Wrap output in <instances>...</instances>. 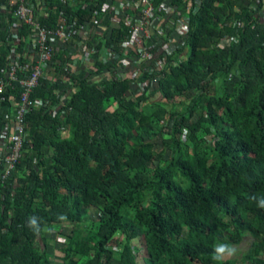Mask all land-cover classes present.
<instances>
[{
	"label": "trees",
	"instance_id": "16d2710c",
	"mask_svg": "<svg viewBox=\"0 0 264 264\" xmlns=\"http://www.w3.org/2000/svg\"><path fill=\"white\" fill-rule=\"evenodd\" d=\"M45 1L53 27L63 11L90 24L109 0ZM246 2L201 0L184 44L152 61L162 69L102 58L121 50L125 20L87 43L98 54L89 73L74 69L73 44L57 52L0 183V264H217L219 243L238 250L223 264H264V0ZM20 91L0 95V131Z\"/></svg>",
	"mask_w": 264,
	"mask_h": 264
},
{
	"label": "built area",
	"instance_id": "2783aa9c",
	"mask_svg": "<svg viewBox=\"0 0 264 264\" xmlns=\"http://www.w3.org/2000/svg\"><path fill=\"white\" fill-rule=\"evenodd\" d=\"M38 1L42 3L41 7L31 0H0V20L8 18L7 15L14 10L13 17L19 27V32L9 43L7 75L0 74V95L16 82L21 85L12 114H8V108L4 107L8 120L0 131V183L3 184L16 168L28 141L27 114L34 107L43 105L42 99L32 96L34 90L47 75L60 49L69 48L68 45L73 44L69 48L71 62L77 67L83 61L91 64V69L95 70L97 48L87 43L95 36L104 38L106 33H112V29L125 20L130 26V35L123 40L121 50L107 48L102 51V58L141 69L151 65L157 54L172 55L184 44L190 29L191 12L197 13L201 3V0H113L104 4L101 11L104 17H96L95 25L89 26L87 22L73 23L72 18L62 14L59 23L52 27L43 23L41 14L43 9L49 7V2ZM246 1L252 3V6L260 2ZM259 13L264 18V11ZM244 25L245 19L236 21V30L241 31ZM26 26L30 34L25 42ZM238 38L236 34L227 35L219 45L223 47ZM163 61L159 62L157 69L163 68ZM151 68L156 69L153 65ZM137 75L134 73L132 77ZM145 84L151 83L148 80L138 83L139 86Z\"/></svg>",
	"mask_w": 264,
	"mask_h": 264
},
{
	"label": "crops",
	"instance_id": "0c3cea01",
	"mask_svg": "<svg viewBox=\"0 0 264 264\" xmlns=\"http://www.w3.org/2000/svg\"><path fill=\"white\" fill-rule=\"evenodd\" d=\"M31 1L35 2L39 7H41L42 3H40L38 0H31ZM42 1H45V0H41V2ZM109 1H113V0H109ZM72 2H73V0H72ZM52 4H53L52 1H50L49 2V7L47 9H43V11L41 13L43 15V17L48 16L50 14V11L53 10L51 8ZM73 4H74L73 5L74 9L75 8H80V5L82 6V3H80V5H77V2H74ZM62 14H63V16H68V14L65 13L64 11H63ZM13 15H14V10H12L9 13L8 18H6L4 20H0V39L2 41L0 47H2L4 45L7 46V50L6 51H8L9 54H10V50H9L10 49V45H9V43L16 36V33L19 32V27L16 25L15 17H13ZM59 21H60V19H59ZM106 21H108V19ZM72 22L78 24V23H80V18L79 17H75V19H72ZM4 23H6L5 26H4ZM2 31H5L4 37H2ZM24 37L26 38L27 35H25ZM8 45H9V47H8ZM74 68H75V70H77L79 72H86V73L88 72L89 73V71H92L91 64L85 63L83 61H80L77 67L74 65Z\"/></svg>",
	"mask_w": 264,
	"mask_h": 264
},
{
	"label": "clouds",
	"instance_id": "9594fccd",
	"mask_svg": "<svg viewBox=\"0 0 264 264\" xmlns=\"http://www.w3.org/2000/svg\"><path fill=\"white\" fill-rule=\"evenodd\" d=\"M259 208L264 209V199H260L258 201ZM37 217L33 216L29 218L28 226L32 228L34 231L39 232V229L36 228V221ZM60 219H64L63 216L60 217ZM237 248L233 245H229L226 243H219L214 248V255L212 259L217 262V264H223V261L226 258L233 257L237 253Z\"/></svg>",
	"mask_w": 264,
	"mask_h": 264
},
{
	"label": "rangeland",
	"instance_id": "374dc122",
	"mask_svg": "<svg viewBox=\"0 0 264 264\" xmlns=\"http://www.w3.org/2000/svg\"><path fill=\"white\" fill-rule=\"evenodd\" d=\"M101 14H102V15H100V16L97 17L98 19H102V18L104 17V13H101ZM94 20H95V19H94ZM94 20H93V22H91V23L89 24V26L95 25ZM74 69H75V68H74ZM140 82H143V80H141ZM159 143L161 144V141H159ZM69 229H70V227H67V228H65V231H69ZM59 236H60V234H59ZM58 238H59V237H58ZM63 238H65V237H63V236L61 235L60 238L58 239V241H62ZM57 253H59V251H58ZM59 254H60V253H59ZM59 254H57V255H59Z\"/></svg>",
	"mask_w": 264,
	"mask_h": 264
}]
</instances>
